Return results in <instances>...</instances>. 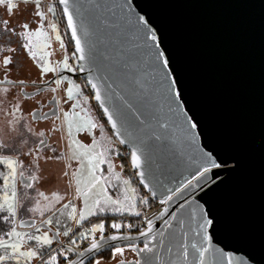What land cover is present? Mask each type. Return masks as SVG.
I'll list each match as a JSON object with an SVG mask.
<instances>
[{
  "label": "water",
  "instance_id": "1",
  "mask_svg": "<svg viewBox=\"0 0 264 264\" xmlns=\"http://www.w3.org/2000/svg\"><path fill=\"white\" fill-rule=\"evenodd\" d=\"M69 3L87 57L77 61L72 55L78 70L73 75L91 91L113 139L130 153L142 134L135 128L125 131L117 114L125 111L120 99L125 95L122 87L134 89L133 74L124 71L121 65L131 47L129 39L136 31L137 17L150 20L149 27L156 32L157 40H162L161 49L166 48V55L170 53L173 59L172 66L177 71L173 78L178 73L182 81L187 101L183 112L189 117L194 115L200 123L193 130L198 134L195 145L178 143L172 145L175 149L168 145L153 146L149 153L151 167L145 154L138 153L143 169H136L130 158L140 187L147 192L155 191L154 199L160 201L166 188H174L184 180L197 185L199 180L195 194H187L186 200H199L206 211L211 207L219 220L220 230L212 240L213 248L221 249L225 257L230 254L233 264H264V0H69ZM96 4L105 7L96 9ZM57 7L75 52V39L67 25L64 6L58 1ZM104 19L118 27L106 25ZM81 25L87 28V37ZM154 44L149 41V45ZM78 65L85 70L81 72ZM88 79L100 89L103 107L95 100V89L87 83ZM104 108L116 120V129L112 128ZM145 110L148 119L163 115L150 108ZM183 119L182 114L172 116L170 135L176 141L182 137L179 125ZM117 130L121 135H116ZM212 162L219 167H213ZM203 167L209 171L200 175ZM141 170L145 172L148 188L140 183ZM179 195L167 203V214L153 225L154 234L166 231L164 220L182 211L178 206L185 200H178ZM209 234L212 235L211 230ZM130 236L131 240L107 243L100 238L96 241L101 244L98 252L88 253L91 245L84 250L83 264L109 252V244L126 249L144 243L140 234ZM70 237L79 241L73 232ZM75 253L74 260L78 254ZM219 259V254H209V264ZM223 264H227L226 258Z\"/></svg>",
  "mask_w": 264,
  "mask_h": 264
},
{
  "label": "snow or ice",
  "instance_id": "2",
  "mask_svg": "<svg viewBox=\"0 0 264 264\" xmlns=\"http://www.w3.org/2000/svg\"><path fill=\"white\" fill-rule=\"evenodd\" d=\"M23 3L30 5L32 12L28 17L19 19L17 23L20 27V32L16 31L15 25L12 24L11 19H5L2 25V31L16 35L17 38L27 40V43L22 44V49H28L29 55L33 59H36V54L32 51L31 36L32 31H27L35 27L31 23V15L34 14L37 19H46L45 14L40 9L42 8L41 0H23ZM59 4L63 5V13L67 16V25L71 29V36L75 39V56L77 61H84L87 59L85 50L82 47L81 40L77 35V28L73 20L72 12L69 11V0H59ZM0 6H3L5 10L11 8L15 13L19 10V4H13L10 0H0ZM96 9H102L105 6L96 4ZM130 8V6H129ZM50 12H55V5L49 8ZM79 9H77V12ZM106 25L110 22L107 19L103 21ZM131 23V21H129ZM150 20H145L144 17H137L135 22L136 31L131 34L129 43L131 47L127 49V58L122 63L121 68L124 71L129 72L132 75V82L134 89L129 91L122 87V91L125 93L121 96L123 107L125 111H118V115L121 119V127L128 130V128H135L142 136L139 138V144L133 145V150L130 153L131 164L136 169H143L144 164L141 162V157L138 153H144L146 159L150 162L151 167V155L150 150L153 146L177 145L178 143H186L190 147L196 144L197 133L194 132L199 126V120L195 116L189 117L186 112H183V104L187 103L184 99L185 92L183 91L182 81L177 78H173V73L177 72L172 65L173 59L171 54L167 53V49H161L160 45L163 44L162 40H157L156 32L149 27ZM111 27H118L117 24H110ZM81 27L84 30V35L87 37L88 30ZM55 31V26H53ZM35 35H44L42 31H36ZM59 39V36L57 37ZM137 41H142L138 43ZM149 41L155 42L154 45H149ZM147 49V51H145ZM9 52H15V49L9 48ZM79 53V55H77ZM3 65L7 67L13 65L11 57L5 55L3 58ZM79 70L83 72L85 70L83 65H78ZM62 68L75 72L77 69L73 68L68 62V59H64L62 62ZM56 72L50 61L43 63L39 72L37 73V80L40 78V73L45 75ZM91 70H89V73ZM63 82V77H58L51 81L56 85H60ZM115 83V81H113ZM11 83V81H9ZM24 83L23 80L20 81ZM47 83V81H46ZM88 84L92 89H95V100L100 102V106L103 107L104 100L101 97L100 89L96 83H93L92 79H88ZM177 85H180L178 88ZM76 85L73 83L72 87L67 88V97L69 99L75 98ZM53 91H56L54 88ZM114 92V90H113ZM140 105H144L142 108ZM75 108H79V103L74 105ZM145 108H150L154 112L163 113L162 116L153 117V119L147 118ZM19 111L20 109H15ZM31 112L34 119L45 118L50 119L47 113L33 112L31 108L27 109ZM104 113L107 114L108 121H111L113 129L117 128V122L113 119L112 114L109 113L107 108H104ZM183 115L184 119L179 125V129L182 133L180 141L174 140L170 135V129L174 121L173 115ZM52 115H56V109H53ZM65 122L67 124L68 131L71 132L74 124H78L80 127L88 126L92 129L97 127L96 123L87 115L81 117L78 113L73 111L72 113H65ZM131 117V118H129ZM18 123L19 137L14 145L5 143L0 140V166L3 169L0 170V182L3 184V194L0 195V264H35L39 261V264H83L84 252L77 254L76 260H71L64 253H74V247L64 245L60 239L61 236L69 237V244L75 245L76 241L72 240L69 231H62V221L60 217L70 219L77 225V228L83 226V222L90 216H99L104 214L105 216L109 211L115 215H124L126 212L140 217L141 211L135 210V205H125V203L119 199L113 200L111 196L106 195L104 189V181L99 179L95 170L98 169L100 163L107 162L103 157L104 154L96 149L85 148L84 145L77 143L75 139L72 140V145L77 149H83V153L88 157V164L91 165L89 170L84 163V157L80 156L81 168L78 169L73 175L76 178V192L79 197L83 199V211L79 214L77 219V208L71 205V202L64 204L63 208L67 211H61L57 208V205L64 199L58 193L53 192L52 199L45 195V192L39 191L35 188V184L38 180H41L40 175L24 176L20 171V168L25 165L40 169V151L38 147H27L28 139L25 136L31 138L36 137L38 144L41 147H48L47 142L43 137L46 135L44 132H33L32 128L23 122ZM101 130H103L101 126ZM12 131H17V127H13ZM57 131V130H53ZM116 135H121L117 130ZM121 143H125L121 140ZM175 149L174 147H172ZM55 152V149L52 150ZM35 153V155H34ZM94 153V154H93ZM183 154V150H181ZM77 152H73V158H77ZM208 155V154H204ZM23 157V159H21ZM51 159H55L52 157ZM213 167H219V165L212 162ZM111 167V165H110ZM209 171L207 167H203V171L200 175H204ZM87 172V180L81 177ZM151 174V173H150ZM65 177L68 176L67 172H64ZM20 176L19 184H23L27 190H32L35 195H31L29 191L23 193L24 203H21V195L18 191V182L16 177ZM140 183L148 188V184L144 182L145 172L139 171ZM51 178L45 179L41 187L50 183ZM125 185H129V181H124ZM199 180H197V185ZM191 187H188V186ZM197 185H192L191 180L180 181L174 188H166L161 193V204H167L172 201L173 196L179 193L177 199L185 200V203L180 204L178 207L182 209L179 215H171L170 219L164 220L166 231H160L159 233H153V223L151 219H146L147 231H142L141 236L144 237V247L139 248L136 245H129L128 247L136 253L138 256H142V261L130 262V264H209V254H219L220 259L212 261V264H223V260L227 259V264H233L231 255L225 257L221 249L213 248L212 240L220 230L219 220L212 211L211 207L206 211L199 204V200L188 202L186 200L187 194H195ZM70 182L66 185L65 191L70 187ZM187 189V192L182 191ZM133 193L135 189L131 190ZM152 197L155 198L156 192L149 189ZM208 195V193H205ZM47 201L48 203L41 207L40 199ZM204 197H200L203 199ZM129 199V197H125ZM141 202L148 204V201L141 197ZM103 205V206H102ZM30 217L29 219L21 218V213ZM39 212L41 217H44L46 213H51L46 219H41L37 224L34 219V214ZM167 214V209L161 214L163 219ZM173 221L175 224H173ZM67 228V225H63ZM112 229H115L117 233L124 227L122 224L112 223L110 225ZM129 229L132 228L131 224H128ZM55 228V231H53ZM105 230L104 223H95L91 228L85 231H80L79 236L81 239H87L88 236L97 232L103 233ZM211 230L212 235L209 234ZM131 236H124L113 234L110 237H101L107 243L108 240H131ZM59 245V248L55 246ZM151 245V246H150ZM101 248V244L93 239L91 246L87 250L88 253L98 252ZM110 258L116 262V264H125L124 261L118 259L123 256L125 248L117 246L115 244H109ZM163 253V258L161 257ZM175 257V259H173ZM62 258V259H61ZM95 264H101L100 260H96Z\"/></svg>",
  "mask_w": 264,
  "mask_h": 264
},
{
  "label": "flooded vegetation",
  "instance_id": "3",
  "mask_svg": "<svg viewBox=\"0 0 264 264\" xmlns=\"http://www.w3.org/2000/svg\"><path fill=\"white\" fill-rule=\"evenodd\" d=\"M40 10L44 12L46 19L37 20L32 18V24L35 25V27L28 30L33 31L31 44L33 46L32 51L36 54V59H33L32 56L29 55L28 49H23V53L27 55V58L21 62L12 59L13 65L7 67V71L5 70L6 66L3 65V60L0 59V140H3L10 145H14L17 142L19 129L18 123L14 122H23L30 126L33 132L39 131L46 134L43 139L46 140L48 147H41L38 144L37 138L34 136L31 138L25 136V139H28L29 141L27 147L41 148L39 153L41 157L39 161L41 168L35 169L25 165L20 168V171L24 176L38 175L39 172L43 170L44 163L51 161V165H55L54 168H56V172L61 180V187L55 192L64 198L61 203L57 205V208H61V211H67L63 208L64 204L71 202V205L75 206L73 198L75 176L73 174L81 168L80 156L84 157V163L87 168L92 170L91 165L88 164L87 161L88 157L82 154L83 149H77L79 154L76 158L75 164L73 166L70 164V148L68 142L74 138L78 144L88 146L89 149H96L104 154L103 158L107 162L98 165V169L95 170V174L98 177L99 169L102 170L104 167H106L109 172H114V139L108 126L105 128L102 127L103 130H101L102 125L99 113L89 100L84 82L79 77L74 76V72H69L62 68V62L64 59H68L69 62L70 52L68 54L64 46L59 47V39L57 37L60 36L62 29L59 24L61 23V20L58 13L51 12V20L55 23L50 26L48 23V15L45 12L44 7L42 6ZM53 26H55V31L53 30ZM38 30L46 34L47 39L44 40V42L36 40L38 37H42L35 35V32ZM34 41L40 42L37 43ZM10 57L12 58V56ZM48 61L56 67V72L47 75L40 73V78L37 80V73L43 63ZM25 63L28 65L26 68ZM58 77H63V82L60 85L51 83V81ZM21 80L24 81L23 84L20 83ZM9 81H11V83H9ZM73 83L77 86L76 90H74L75 98L69 99L67 97V88L72 87ZM54 88L56 91H53ZM77 103L80 105L79 108L74 107ZM28 108H31L33 112H38V115L40 113H47L50 119H34L31 112L27 110ZM15 109L20 110L16 111ZM53 109H56V115H52ZM73 111L78 113L81 117L85 115L89 116L96 123L97 127L92 129L88 126L80 127L78 124H74L72 131L69 132L64 114L66 112L72 113ZM13 127H17V131H12ZM54 129L57 131H53ZM83 138H87V141L85 142ZM53 149H55V152L52 151ZM52 157H55V159H51ZM21 159H23V157H21ZM52 167L53 166H51V168ZM2 169L3 166H0V170ZM64 172L68 173L67 177L63 175ZM87 175L88 173L85 172L81 178L86 179ZM20 179V176L16 177L19 185L18 191L21 195V203L23 204V193L29 191L31 195H35V192L27 190L24 188L23 184H19ZM69 182L71 186L65 191L66 185H68ZM37 183L38 181L34 186L35 188ZM2 194L3 184L0 182V195ZM52 194L48 196L49 200L52 199ZM47 203L48 202L46 201V204ZM21 218L29 219L26 218V215H24L23 212L21 213ZM42 218L43 217L40 216V213L34 214V219L38 220V223ZM60 219L64 220L65 225L68 227L67 231H70L73 224L72 221L70 219H65L64 217H60ZM138 247L143 248L144 243L140 244ZM110 256V251L106 252L89 264H95L96 260H100L101 264H116ZM118 259L124 261L125 264H130V262L142 261V256H138L130 248H126L124 255L118 257Z\"/></svg>",
  "mask_w": 264,
  "mask_h": 264
},
{
  "label": "built area",
  "instance_id": "4",
  "mask_svg": "<svg viewBox=\"0 0 264 264\" xmlns=\"http://www.w3.org/2000/svg\"><path fill=\"white\" fill-rule=\"evenodd\" d=\"M42 1V6L44 7L45 12L48 15V23L51 26L55 22L51 20V15L52 13L49 11V8L55 5V12L57 13V10L59 9L57 7V2L59 0H41ZM61 26V29L63 31V27L61 23H59ZM69 48V63L72 65L73 68H75V58L72 56L73 55V47L70 46ZM78 73V70L75 71ZM88 97L90 102L94 105L95 109L98 111L100 117L103 119V116L98 108V106L95 104L93 96L91 94V91L86 87ZM104 121V119H103ZM105 123V121H104ZM106 124V123H105ZM107 126V124H106ZM113 151L115 152V159H116V164L117 167L119 168L121 174L125 177H127L131 183L135 186V189L139 193L140 201L141 197H143L145 200L148 201V204H144L140 202L139 204V211H141V216L136 217V218H122V219H117L115 223L122 224L124 227L120 230L119 233L116 232L115 229H112L110 227V224L106 223L105 224V230L103 233L97 232L92 235L90 238L82 240L81 242L75 243V245H71L74 247L75 251L77 253L84 252L86 248H88L91 243L93 242V239L95 241H98L102 236H110L113 234H118V235H136L140 234L142 231L147 230V223L146 219H151L153 225L156 224L161 217V214L164 213L165 209L167 208V204H161L160 201H157L154 199L151 194L144 189L140 187L139 181L137 179V173L135 170H133L131 164H130V151H128L126 148L122 147L117 141L114 140V146H113ZM106 221V219L102 220ZM114 223V222H113ZM128 224L132 225V228L129 229L127 227ZM77 227V226H76ZM73 233H75V229L73 230ZM62 243L64 245H70L69 244V239H63ZM56 248H59V245L55 246ZM66 256H68L69 259L74 260L76 257V253H64ZM62 259V258H61ZM35 264H39V261H36Z\"/></svg>",
  "mask_w": 264,
  "mask_h": 264
},
{
  "label": "crops",
  "instance_id": "5",
  "mask_svg": "<svg viewBox=\"0 0 264 264\" xmlns=\"http://www.w3.org/2000/svg\"><path fill=\"white\" fill-rule=\"evenodd\" d=\"M26 66H28V65H26V63H25V68H26ZM99 118H100V122H101L102 127L105 128L106 124L104 123V121L100 117V115H99ZM114 154H115V152H114ZM43 166H44L43 170L41 172H39V174H38L41 176V180H38L36 188H38L39 191L45 192V195L50 196L52 194V192L57 191L61 187V180L59 178L58 173L56 172V168H54L55 165H51V161L44 163ZM51 166H53V167L51 168ZM104 171H105L103 174L104 178L106 179L107 177H110V183H107V184L104 183L105 188L107 189L106 195L112 196L113 200L119 199V200L123 201L126 206L134 204L135 210H139V204L141 202L140 197H139V193L137 192V190L135 189V186L131 183V181L127 177H125L121 174L119 168L117 167L116 159H115V165H114V172L113 171H112V173H111V171L109 172V170L106 169V167H104ZM110 173H111V175H110ZM49 178H51L52 182L47 183L45 186L41 187V184H43L44 180L49 179ZM124 181H129L130 182L129 185L126 186ZM132 189H135L134 193L131 191ZM125 197H129V199H125ZM37 199H40L41 207H44L46 205V201H43L39 197H37ZM77 209H78L77 210V219H79V214H80V212L83 211V209L81 207H78ZM37 213H39V212H37ZM26 218H30V217L26 216ZM122 218H136V217L134 215H131L128 212H126L124 215L113 216L112 212L109 211L106 216L104 214H100L99 216H90L87 220H85L83 222V226L79 227V228H77L76 227L77 225L72 222L73 224H72V228H71L70 232H73V230L75 229V235L79 237L78 242H81L82 240H85V239L80 238V236H79L80 231H85L88 228H91L92 225L95 223H104V225H105L106 223H108V224L113 223V222L115 223V221L117 219H122ZM103 219L104 220L106 219V221H102ZM61 221H62L63 231H67L68 227L67 228L63 227V225H65L64 220H61ZM91 236L92 235L88 236L87 239L90 238ZM78 242H76V243H78Z\"/></svg>",
  "mask_w": 264,
  "mask_h": 264
},
{
  "label": "rangeland",
  "instance_id": "6",
  "mask_svg": "<svg viewBox=\"0 0 264 264\" xmlns=\"http://www.w3.org/2000/svg\"><path fill=\"white\" fill-rule=\"evenodd\" d=\"M17 4H19L20 5V8H19V10H17L15 13L13 12V10H9V9H7V11L4 9V11H3V15H4V19H11V22H12V24L13 25H15V28H16V31L19 33L20 32V27H19V24L17 23V21L19 20V19H22V18H24V17H28L29 16V14H30V12H32V9H31V6L30 5H25V4H21L20 2H18ZM32 18H34V19H37V17L34 15V14H32L31 15V23H32V21H33V19ZM38 20V19H37ZM26 31V30H25ZM68 47H69V45H68ZM16 48H18V47H13V49H15V53H16ZM10 53H13V52H10ZM5 55H7V56H11V54L9 55V53L8 54H3L2 55V57L0 58L1 60H3V58H4V56ZM14 55V54H13ZM12 55V56H13ZM27 55H25V53H16L15 55H14V57H12V59L13 60H17L18 62H21V61H24L25 60V58H27L26 57ZM74 139V138H73ZM73 139H71L69 142H68V146H69V148H70V151H69V159H70V164H72V166L75 164V161H76V158H73V152L74 151H76L77 152V154H79L78 153V151H77V148L76 147H74L73 145H72V140ZM83 140L86 142V140H87V138H83ZM88 144V143H87ZM85 148H88V146H84ZM89 149V148H88ZM82 154H84L83 153V150H82ZM77 157H78V155H77ZM88 161V160H87ZM77 163V162H76ZM104 168L102 169V170H100L99 169V171H98V178L99 179H101L102 181H104V183H110V177H107L106 179L104 178ZM74 180H75V187H73V189H74V201H75V206H76V208H78V207H81L82 209H83V199L81 198V197H79V194L76 192V179L74 178ZM84 180H87V178L86 179H84ZM104 186V189H105V192H106V188H105V185H103ZM112 197V196H111ZM78 210V209H77Z\"/></svg>",
  "mask_w": 264,
  "mask_h": 264
},
{
  "label": "trees",
  "instance_id": "7",
  "mask_svg": "<svg viewBox=\"0 0 264 264\" xmlns=\"http://www.w3.org/2000/svg\"><path fill=\"white\" fill-rule=\"evenodd\" d=\"M10 2L13 3V4H17L18 2H20L21 4H24L23 3V0H10ZM4 9L5 8L3 6H0V58L2 57L3 54H8L9 53V55L11 54V56L13 54H15V52L10 53L8 51L9 48H12L13 49V47H18V48H16L17 49L16 50V53H22L23 52V49L21 47L22 44L28 42L27 40H24L22 38L23 34H21V38L18 39L16 35H11L10 33L3 32L2 31L3 21L5 20L4 19V15H3ZM9 10H12V9L9 8ZM57 13H58L59 18L61 20V25L63 27V31L60 33V36H59L60 37L59 38V47H63L64 46L66 48L68 54H69L68 45L70 47V46H72V44H71V41H70L68 32L65 30V22H64V19L62 17V14L60 12V9L57 10ZM27 31L28 30H26L25 32H27ZM41 36L42 37H38L36 40H41L42 42H44V40L47 39V36H46L45 33H44V35H41ZM31 38H32V36H31ZM34 42H37L38 43L40 41H34Z\"/></svg>",
  "mask_w": 264,
  "mask_h": 264
}]
</instances>
